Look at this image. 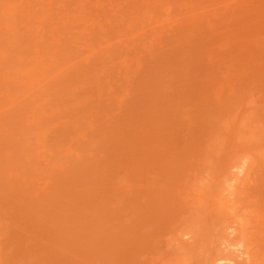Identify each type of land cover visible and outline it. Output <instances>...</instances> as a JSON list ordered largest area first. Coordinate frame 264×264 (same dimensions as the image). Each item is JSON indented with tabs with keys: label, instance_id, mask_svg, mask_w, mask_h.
I'll return each mask as SVG.
<instances>
[{
	"label": "rangeland",
	"instance_id": "1",
	"mask_svg": "<svg viewBox=\"0 0 264 264\" xmlns=\"http://www.w3.org/2000/svg\"><path fill=\"white\" fill-rule=\"evenodd\" d=\"M0 264H264V0H0Z\"/></svg>",
	"mask_w": 264,
	"mask_h": 264
}]
</instances>
